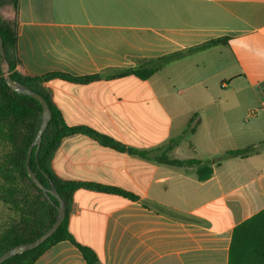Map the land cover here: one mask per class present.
Returning <instances> with one entry per match:
<instances>
[{
  "label": "crops",
  "instance_id": "0c3cea01",
  "mask_svg": "<svg viewBox=\"0 0 264 264\" xmlns=\"http://www.w3.org/2000/svg\"><path fill=\"white\" fill-rule=\"evenodd\" d=\"M18 3L16 15L6 6V18L18 20L17 70L103 75L46 86L69 126L148 153L118 152L82 135L62 141L52 161L60 178L138 197L76 191L68 220L75 241L95 252L96 264H229L235 227L264 210V0ZM222 38L228 44L190 51ZM177 53L183 55L146 81L116 76ZM164 73L166 81H156ZM192 120L194 142L186 136L168 148ZM247 148L254 151L225 157ZM163 153L199 160L212 175L201 181L196 166L156 161ZM34 264L88 262L62 241Z\"/></svg>",
  "mask_w": 264,
  "mask_h": 264
},
{
  "label": "trees",
  "instance_id": "16d2710c",
  "mask_svg": "<svg viewBox=\"0 0 264 264\" xmlns=\"http://www.w3.org/2000/svg\"><path fill=\"white\" fill-rule=\"evenodd\" d=\"M18 4V0H0V8L10 5L13 7L15 15ZM0 33L12 79L42 95L52 110V119L43 135L39 153L36 156V148H34L29 166L45 187L49 188V179L52 180L57 192L66 203L65 220L54 236L37 249L14 256L2 264H34L52 246L62 241H69L78 247L88 264H96L98 257L95 252L89 247L77 243L68 229V220L72 212L76 191L85 189L97 193L119 195L130 200H137L138 197L114 187L64 180L53 170L54 155L60 148L62 141L73 135L86 136L101 146L118 152L128 151L144 157H147L148 153L127 149L122 143L92 128L69 126L60 110L52 102L50 90L46 86L48 82L54 79L88 84L101 80L103 75L81 78L62 73H50L39 77L23 75L17 70V66L20 64L17 47V18L6 19L0 16ZM229 40V38L218 39L190 51L204 50L215 45H226ZM182 55L183 53H177L150 60L145 65L123 70L116 76H134L146 81ZM3 62L4 59L0 52V180H2L0 183V200L15 212L16 218L0 233V256L16 246L35 241L51 228L56 215V208L29 176L26 166L29 147L36 139L42 123V106L36 99L28 95L18 94L9 87L2 70ZM195 131L196 122L192 120L183 135L172 140L168 148L177 144L184 137L194 134ZM253 151L254 148L230 151L226 153L225 157L247 156ZM222 159L223 157L219 158L216 163L219 164ZM156 161L196 166L197 176L201 181L208 180L212 175L211 167L199 160H170L163 153L157 156ZM45 174L48 175L49 179L45 177ZM51 198L57 206L58 200L53 196ZM229 264H264V210L235 227L229 251Z\"/></svg>",
  "mask_w": 264,
  "mask_h": 264
},
{
  "label": "water",
  "instance_id": "95a60500",
  "mask_svg": "<svg viewBox=\"0 0 264 264\" xmlns=\"http://www.w3.org/2000/svg\"><path fill=\"white\" fill-rule=\"evenodd\" d=\"M0 52H1V55L4 59V62L6 64V68L4 69L3 74H4V77L6 79L7 84L9 85V87L13 91L17 92L18 94L28 95V96L36 99L37 101H39V103L42 106V109H43L42 123H41V126H40V129L38 131L36 139L33 141V143L29 147L26 166H27V171H28L29 176L33 179L35 184L44 192L45 196L48 198L50 203L52 205H54V207L56 208L55 222L51 226V228L49 230H47L39 238H37L35 241L16 246V247L12 248L11 250L7 251L6 253L2 254L0 256V264H2L14 256H17L19 254H23L25 252L37 249L38 247L43 245L46 241H48L52 236H54L55 233L58 231V229L60 228V226L62 225V223L65 220L66 203L62 199L60 194L57 192L52 180L49 179L48 175L45 174V177H47L50 181V187L49 188L45 187L39 181L37 174L34 171H32V169L29 166L31 155H32L34 148H36V156L39 153V150H40L41 144H42L43 135L46 132L48 125L52 119V110L42 95H40V94L36 93L35 91L27 88L26 86L14 81L12 79V77L10 76L9 64L6 61V54H5L4 43H3V38H2L1 33H0ZM51 196L55 197L58 200L59 204L57 206L55 205Z\"/></svg>",
  "mask_w": 264,
  "mask_h": 264
},
{
  "label": "rangeland",
  "instance_id": "374dc122",
  "mask_svg": "<svg viewBox=\"0 0 264 264\" xmlns=\"http://www.w3.org/2000/svg\"><path fill=\"white\" fill-rule=\"evenodd\" d=\"M6 11H7L6 6L0 8V16L2 18H6ZM5 68H6V64H5V62H3L2 63V70L4 71ZM155 79H156V81L165 82L166 81L165 73L162 74L159 78H155ZM183 81H186V79ZM178 92H180L179 88H177V90L174 91V93H178ZM211 93H213L212 89L209 91L208 94H211ZM176 124H177L178 128L180 129V131L186 129L185 123L178 122ZM194 139L195 138L188 136L185 140L189 143H192V141L194 142ZM185 145H189V144L184 142L183 146H185ZM0 183H2V180H0ZM0 199H1V195H0ZM14 218H16L15 212L13 210H11L8 205H6L4 202H2L0 200V233L4 230V228H6L11 223V221Z\"/></svg>",
  "mask_w": 264,
  "mask_h": 264
}]
</instances>
